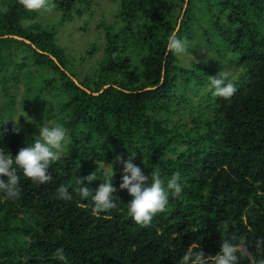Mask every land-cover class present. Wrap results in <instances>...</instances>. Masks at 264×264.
I'll list each match as a JSON object with an SVG mask.
<instances>
[{
  "label": "trees",
  "instance_id": "1",
  "mask_svg": "<svg viewBox=\"0 0 264 264\" xmlns=\"http://www.w3.org/2000/svg\"><path fill=\"white\" fill-rule=\"evenodd\" d=\"M112 1L100 57L82 73L96 43L75 57L57 32L91 0H47L50 25L42 24V9L0 0V147L15 156L43 121L63 124L69 139L49 166L50 182L20 173L19 198L0 193V264H179L191 243L215 255L223 239L255 253L264 236V0ZM173 31L188 49L204 42L213 60L186 65L168 52ZM216 74L235 84L230 98L209 90ZM19 82V104L39 120L14 133L7 115L17 98L10 87ZM131 153L145 174L157 166L162 179L181 174L182 194L148 225L127 214L132 197L119 188L122 166L113 164ZM109 164L116 207L93 215L76 181L96 172L83 181L94 190ZM61 184L71 200L57 198ZM225 221L229 227H219ZM61 247L66 261L55 258ZM238 264L250 261L242 256Z\"/></svg>",
  "mask_w": 264,
  "mask_h": 264
},
{
  "label": "clouds",
  "instance_id": "2",
  "mask_svg": "<svg viewBox=\"0 0 264 264\" xmlns=\"http://www.w3.org/2000/svg\"><path fill=\"white\" fill-rule=\"evenodd\" d=\"M20 3L28 11H38L48 7L47 0H20ZM166 49L173 54H183L188 50L186 41L178 37L175 31L168 34ZM208 78L209 90L214 96L228 99L237 91L235 84L226 80L223 75H210ZM22 116L15 114L9 119L14 122V133L21 131L19 119ZM39 125L38 135H35L31 143L21 148L15 156L0 147V193L5 199L19 198L20 173L39 184L50 182L52 175L48 172L49 166L60 160L66 153L69 143L66 127L61 123L51 121H43ZM134 157L135 154L132 153L126 159L117 155L113 164L122 166L119 188L127 190L132 197L126 203L127 214L138 225H148L156 214L166 211L170 196L179 197L182 194L181 174L175 172L168 179H162L161 169L158 166L145 174L142 168L134 162ZM113 164H109L111 171L106 172L105 179L94 190L83 181L96 180V172L78 178L76 181L79 186L78 195L81 200L92 204L93 215L106 213L116 207L117 197L112 195L117 191L112 183ZM56 196L65 201L73 198L72 193L63 184L57 187ZM219 227L227 229L229 225L225 221ZM252 246L255 248V253L249 251V245L243 241L234 243L233 239H223L215 255H205L199 244L191 243L180 257L179 264H238L242 256H246L250 264H264V255H262L264 254V236L257 238ZM257 256L260 258L258 259ZM55 258L66 261L62 247L56 249Z\"/></svg>",
  "mask_w": 264,
  "mask_h": 264
},
{
  "label": "rangeland",
  "instance_id": "3",
  "mask_svg": "<svg viewBox=\"0 0 264 264\" xmlns=\"http://www.w3.org/2000/svg\"><path fill=\"white\" fill-rule=\"evenodd\" d=\"M116 9V2L112 0H91L88 9L84 14L75 16L71 22L64 21V23L58 26L57 41L65 48V50L75 57H78L80 53H84L85 49L91 44L96 43L97 50L87 54V59L81 66L82 73L88 70L90 63H93L100 57L101 49L103 45L102 37V25L103 23H109L111 16ZM53 12L51 9H42L40 20L44 25H50L53 22ZM178 58L189 65L192 61L196 60H213L211 57L210 48L204 42H201V46L195 48H189L183 54H177ZM224 72L232 73L235 75L238 73L236 69L225 68ZM13 83V82H11ZM23 84L19 82V86L10 87L17 93L15 109L7 115L8 119H11L15 114L23 115L19 119V124H25L24 127L27 130L34 128L33 122L39 120V117L35 113L25 114L27 111L19 104V100L22 96ZM188 119V116H186ZM11 121V120H10ZM12 124L14 123L11 121Z\"/></svg>",
  "mask_w": 264,
  "mask_h": 264
},
{
  "label": "water",
  "instance_id": "4",
  "mask_svg": "<svg viewBox=\"0 0 264 264\" xmlns=\"http://www.w3.org/2000/svg\"><path fill=\"white\" fill-rule=\"evenodd\" d=\"M15 37H17V38H22V37H19V36H17V35H14ZM28 41V40H27Z\"/></svg>",
  "mask_w": 264,
  "mask_h": 264
}]
</instances>
